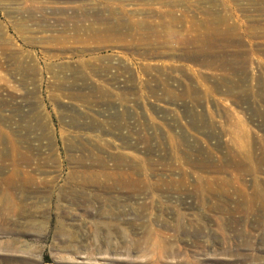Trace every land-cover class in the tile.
<instances>
[{"label":"rangeland","instance_id":"1","mask_svg":"<svg viewBox=\"0 0 264 264\" xmlns=\"http://www.w3.org/2000/svg\"><path fill=\"white\" fill-rule=\"evenodd\" d=\"M263 11L0 0V264H264Z\"/></svg>","mask_w":264,"mask_h":264},{"label":"bare ground","instance_id":"2","mask_svg":"<svg viewBox=\"0 0 264 264\" xmlns=\"http://www.w3.org/2000/svg\"><path fill=\"white\" fill-rule=\"evenodd\" d=\"M263 4H264V2H263ZM263 12H264V11H263ZM220 21H221V19H220ZM223 21H224V20H223ZM228 30L230 31V28H227L226 31H228ZM226 31H225V32H226ZM220 32H221V31H220ZM220 32H219L218 30H217V31L215 30V34L220 33ZM212 38H213V40H215V37H211V39H212Z\"/></svg>","mask_w":264,"mask_h":264},{"label":"flooded vegetation","instance_id":"3","mask_svg":"<svg viewBox=\"0 0 264 264\" xmlns=\"http://www.w3.org/2000/svg\"><path fill=\"white\" fill-rule=\"evenodd\" d=\"M242 1H246V0H242ZM248 2H250V0H248ZM264 2V0H257V3H263Z\"/></svg>","mask_w":264,"mask_h":264}]
</instances>
